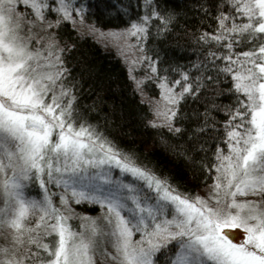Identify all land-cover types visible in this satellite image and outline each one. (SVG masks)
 Masks as SVG:
<instances>
[{"label":"snow or ice","instance_id":"obj_1","mask_svg":"<svg viewBox=\"0 0 264 264\" xmlns=\"http://www.w3.org/2000/svg\"><path fill=\"white\" fill-rule=\"evenodd\" d=\"M98 6L0 0V264H161V255L163 264H264V0L188 5L209 30L195 36V74L175 80L149 41L187 16L176 0L109 2L106 31L88 19ZM65 25L126 61L139 54L130 63L148 72L130 77L135 91L143 98L146 80L160 89L144 127L192 180L215 173L207 196L120 142L128 133L118 106L99 93L83 103L92 69L74 74ZM85 203L101 216L75 211Z\"/></svg>","mask_w":264,"mask_h":264},{"label":"trees","instance_id":"obj_2","mask_svg":"<svg viewBox=\"0 0 264 264\" xmlns=\"http://www.w3.org/2000/svg\"><path fill=\"white\" fill-rule=\"evenodd\" d=\"M95 5V16L88 17L89 21L95 20L98 26L103 29L114 26L103 14V6L115 0H90ZM128 3L129 0H124ZM133 4H142L143 0H131ZM196 0H176L179 7L187 13L182 17L177 26L174 27L172 34L163 40H150L149 47L158 52L160 58L159 67L168 69L170 80L180 79V71L192 70L195 74L193 64L198 58L202 59L200 46L195 42V36L199 32L209 30L208 26L202 24L199 14L188 5L195 4ZM211 23V22H209ZM214 27V25H213ZM61 35L64 41L75 43L76 47L69 54L71 59L70 66L73 67L74 74H79L83 68H91L92 72L85 71L81 79L82 100L84 104H92L96 100V94L104 96L109 104L118 106L123 114V123L126 127L124 132L128 133L127 137L118 134V139L125 146L135 147L149 158L159 161L161 167L166 173L173 176L174 180L183 184L193 193L199 192L213 183L211 175L202 176L199 180H192L191 170L182 163H172L159 147V136L155 130L144 127V119H151V112L148 107V99L158 97L160 89L153 80H146L144 84L143 98L135 91V83L130 78L127 64L122 57L112 48H107L98 37L92 35H80L71 25L63 26ZM239 50V49H238ZM246 50V49H245ZM153 55V51L148 52ZM177 65L180 67L177 68ZM140 72H148L147 66L142 65ZM163 75L164 73L161 72ZM143 99V103L141 102ZM230 102V98L225 95L217 99V103L224 105ZM106 111L108 109H105ZM201 110H203L201 108ZM220 120L224 117L218 116ZM165 135V129H161ZM221 147L225 145L221 144ZM75 211L86 216H96L102 209L98 205L81 204L73 205ZM74 223H78L75 221ZM163 264V256H160Z\"/></svg>","mask_w":264,"mask_h":264},{"label":"rangeland","instance_id":"obj_3","mask_svg":"<svg viewBox=\"0 0 264 264\" xmlns=\"http://www.w3.org/2000/svg\"><path fill=\"white\" fill-rule=\"evenodd\" d=\"M104 30L106 31L107 29H104ZM99 40L104 44V46L106 45V43H108L107 41H105V40H103L101 38H99ZM132 42L134 43L135 41H132ZM107 48L114 49L122 57L124 62L127 64V67L129 69L130 73L132 74V76H135L137 79H141V78L144 77V74L142 72H140V70H139L140 67H142V65H133V64L130 63V61L132 59H135L136 56L139 55L138 53H128L127 54L128 55V60L126 61L125 56L121 54V51L117 50L115 47H112L110 44H109V46ZM143 65L147 66L146 64H143ZM159 93H160V91H159ZM155 99H159V95H158V97L154 98L153 100H155ZM208 192H209V186L206 187L205 189L199 191V192L194 193V194H198L200 196H207ZM101 212H102V210L96 216H93V217H100L101 216ZM135 238L138 239L139 237L137 236Z\"/></svg>","mask_w":264,"mask_h":264}]
</instances>
